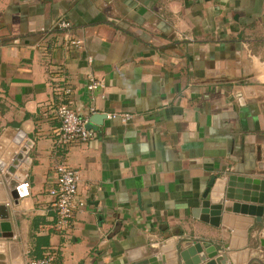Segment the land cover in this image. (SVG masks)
I'll list each match as a JSON object with an SVG mask.
<instances>
[{
  "label": "crops",
  "instance_id": "0c3cea01",
  "mask_svg": "<svg viewBox=\"0 0 264 264\" xmlns=\"http://www.w3.org/2000/svg\"><path fill=\"white\" fill-rule=\"evenodd\" d=\"M59 18L71 29L55 30ZM59 69L96 133L62 148L48 108ZM90 76L103 87L90 91ZM112 112L131 117L89 120ZM19 133L28 194L14 203L0 182L6 263L27 264L42 240L52 264H183L175 251L198 240L211 244L188 255L199 264H264V220L241 209L252 203L224 198L218 226L193 214L213 176L264 179V0H0V155ZM60 162L85 200L66 234L48 194Z\"/></svg>",
  "mask_w": 264,
  "mask_h": 264
},
{
  "label": "water",
  "instance_id": "95a60500",
  "mask_svg": "<svg viewBox=\"0 0 264 264\" xmlns=\"http://www.w3.org/2000/svg\"><path fill=\"white\" fill-rule=\"evenodd\" d=\"M105 114H94L89 120L104 119ZM23 134L19 133L18 136L12 142V145L5 151L3 155H0V182H3L4 186L10 193L11 200L14 203L18 202V199L24 194V188L21 185L27 176V169H19L18 165L21 160L25 159V153L27 152V146L17 152L18 146L22 140ZM3 148L0 142V149ZM16 155L14 156V154ZM9 165L7 163L10 161ZM28 160H26L27 162ZM227 199H238L252 203V205L241 206L243 213L251 214L255 217V221L262 223L264 220V179H256L251 177L229 175L228 177H216L213 176L208 182L206 189L202 194V200L200 206L193 211L194 217L199 218L202 221L209 222L215 226L219 225L222 219V210H230L232 204L225 202ZM5 200V196L0 197V201ZM9 213L6 205L0 204V219H8ZM3 233L0 232V237L11 238L13 232L9 229V223H1ZM210 243H202L201 241L194 240L184 250L177 249L175 251L176 259L180 257L183 264H199L202 260L200 257H195L193 260L188 259V255L194 252H201L203 246L208 248ZM218 255V251L214 249H207V257L212 258ZM234 261V255L228 256ZM227 259V256L223 255L214 261H208V264H212L216 261L222 264V260ZM159 260V261H157ZM252 260L247 264H251ZM166 254H160V256L152 255L145 260L139 261L135 264H166Z\"/></svg>",
  "mask_w": 264,
  "mask_h": 264
},
{
  "label": "built area",
  "instance_id": "2783aa9c",
  "mask_svg": "<svg viewBox=\"0 0 264 264\" xmlns=\"http://www.w3.org/2000/svg\"><path fill=\"white\" fill-rule=\"evenodd\" d=\"M72 23L66 18L57 19L53 28L55 30H69ZM69 44L76 48L82 46V40L70 38ZM91 57L88 61L91 62ZM59 75H53L52 80L56 83L55 93L48 102V108L53 113L58 125L54 130V143L57 147H66L73 142H84L93 138L96 133L86 128V118L77 113L69 104L72 94V87L64 71L59 69ZM103 87V81L96 77L90 76L87 88L90 91ZM94 112V109H91ZM109 118H120L126 122L130 119L129 113H106ZM55 179L51 187L48 188V194L52 196L51 203L54 232L66 234L70 229L73 215L76 211L85 206V200L78 193V184L80 181L79 172L65 162L57 163L54 167ZM24 188L25 196L28 194L27 179L21 184ZM54 253L46 251L42 257L35 258L27 256V264H52Z\"/></svg>",
  "mask_w": 264,
  "mask_h": 264
},
{
  "label": "trees",
  "instance_id": "16d2710c",
  "mask_svg": "<svg viewBox=\"0 0 264 264\" xmlns=\"http://www.w3.org/2000/svg\"><path fill=\"white\" fill-rule=\"evenodd\" d=\"M42 240H38V242L36 243V246L34 248V251L30 252L29 255L31 257H35V258H39L42 257L43 255V248H42Z\"/></svg>",
  "mask_w": 264,
  "mask_h": 264
},
{
  "label": "rangeland",
  "instance_id": "374dc122",
  "mask_svg": "<svg viewBox=\"0 0 264 264\" xmlns=\"http://www.w3.org/2000/svg\"><path fill=\"white\" fill-rule=\"evenodd\" d=\"M28 143H29V141H28ZM19 148H20V145L18 146V150H19ZM10 160H12V158ZM6 260H7L6 255L4 253L0 252V264H10V263H6Z\"/></svg>",
  "mask_w": 264,
  "mask_h": 264
},
{
  "label": "bare ground",
  "instance_id": "6f19581e",
  "mask_svg": "<svg viewBox=\"0 0 264 264\" xmlns=\"http://www.w3.org/2000/svg\"><path fill=\"white\" fill-rule=\"evenodd\" d=\"M27 154V153H26ZM23 161V160H22ZM26 162V161H25ZM23 163V162H22ZM21 164V163H20ZM25 168V165H19V169Z\"/></svg>",
  "mask_w": 264,
  "mask_h": 264
}]
</instances>
